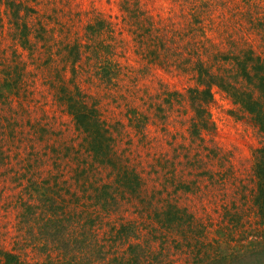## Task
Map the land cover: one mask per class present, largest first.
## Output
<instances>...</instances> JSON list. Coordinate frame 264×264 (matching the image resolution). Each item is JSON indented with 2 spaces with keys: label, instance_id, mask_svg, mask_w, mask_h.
Listing matches in <instances>:
<instances>
[{
  "label": "rangeland",
  "instance_id": "rangeland-1",
  "mask_svg": "<svg viewBox=\"0 0 264 264\" xmlns=\"http://www.w3.org/2000/svg\"><path fill=\"white\" fill-rule=\"evenodd\" d=\"M23 1L30 9L37 11L38 15L35 11L33 15L42 19L46 27L37 38L31 35L34 41L21 48L10 37L4 1L0 0V72L3 74L2 69H8L7 65L17 55L24 64L21 77L23 89L20 91L26 90L14 97L10 109L2 108V113L17 111L22 118L23 129L13 136L8 132L6 135L8 147L5 154L11 157L15 168L19 165L20 172L13 173V167L9 163H6V178L0 172V249H15L28 261L43 260L46 253L40 249L42 237L36 233V227V232L31 231L36 221L31 217H27V220L30 219L28 221L23 220L25 208L20 199L27 198L29 191L22 182L27 184L29 179L43 180L48 177L52 182L59 180L58 184H62L64 179L68 183L73 180L75 159L67 156L66 145L56 143L59 142L58 137L66 136L69 144H75L81 140V136L76 132L64 104L52 95L53 86L57 87L61 83L73 85L68 80L71 76V61L63 55L67 50L81 52V61L75 64V68L80 70L75 80L80 88L92 93V100H97L100 113L105 119L111 122L116 119L121 121V133L115 131L118 149L126 153L125 156L130 162L144 163V166H137L149 183L147 188L151 190V186L157 184L162 190L160 197L164 198L174 191L175 183L168 181L171 176H174V182L196 178L201 188L194 185L195 188L189 190L186 196L181 189L179 203L189 204L194 209L198 206L200 209L208 207L209 222L212 223L209 234L218 235L221 211H230L234 215L238 211L242 214L236 228L230 225L222 227L227 234L231 229L233 233H238L237 240L228 237L233 244H246L251 241L254 233L263 230L260 229L251 196H248L249 193L241 196V189L245 188L241 183L250 179L255 148L264 144V134L258 130L250 112L233 102L218 86L213 85V99L207 106L213 129L206 132L202 141L219 148L217 154H207L205 150L203 159H196L191 167L185 163L180 149L177 157L172 156L174 152L167 140L176 131L177 136L187 133L191 112L185 93L188 88L198 85L193 68V60L197 55L201 54L205 64L214 70L225 64L219 58V53L223 56L224 53L231 52L232 55L242 46H252L256 55L264 57V0H135L146 12L151 13L153 21L162 19L157 25L167 26L168 34L172 38L169 43L180 52L174 57L163 58L161 63L154 62L150 65L144 57L149 45L139 39V29H136L122 10L121 0ZM98 18H105L107 26L95 27L94 32H87L85 26L93 24ZM259 21L262 23L259 24ZM188 24L201 25L202 29H192ZM106 42L111 44L112 53L107 54L104 47L100 46ZM94 49L98 50L102 58L118 62L114 83L105 85L96 78V58L86 57ZM192 50L197 51L193 53ZM227 62L229 66L233 64L231 58ZM133 109L137 111L133 117L135 127L136 122L143 117L147 124L142 130L147 132L148 138L140 130V135L144 137L140 139L135 127H129L126 131V125L131 122L127 120L128 114ZM45 119L55 120L52 129L43 126ZM34 122H39L37 127H33ZM30 125L31 129H36V133L30 129ZM31 137L36 140L31 141ZM198 142L197 139L190 145L193 151L202 149L203 146ZM23 143L26 144L25 147ZM54 149L56 151L52 153ZM85 157L81 155L80 158ZM69 161L70 165L67 166ZM33 162L40 169L32 171L31 167L35 166L32 165ZM222 162L225 166L219 167ZM231 164L230 170L233 171L229 172L227 168ZM206 170L210 173L216 171L215 176L219 179L215 177L212 183L209 173H199ZM227 172L228 177H244V181L225 188L230 197L223 201L219 196L224 185L220 175ZM174 192L178 193L177 190ZM190 201L197 203L191 204ZM225 205L227 206L223 207ZM147 213L150 217H147ZM153 214L152 208L142 216L132 208H120L109 222L111 226L118 221L134 222L136 232L140 234L138 238L148 241L147 251L159 252L166 250V246L160 248L162 233L160 236L159 232L164 228ZM117 229V226L110 229L105 225L97 231L99 245L103 247L106 256L95 262L96 264H114V256H123L126 245L119 239L113 241L112 234ZM169 236L167 234V238H164L167 240ZM132 240L136 238L130 239ZM168 240L172 242V237ZM173 244L174 242L173 254L169 257L162 254L159 262L154 260L156 264H187L191 261L189 255L181 254ZM52 255L58 258L55 253Z\"/></svg>",
  "mask_w": 264,
  "mask_h": 264
},
{
  "label": "trees",
  "instance_id": "trees-1",
  "mask_svg": "<svg viewBox=\"0 0 264 264\" xmlns=\"http://www.w3.org/2000/svg\"><path fill=\"white\" fill-rule=\"evenodd\" d=\"M3 1L4 12L10 26V37L21 48H25L34 41L31 35L37 38L46 25L42 19H37L33 15L34 11L35 13L37 11L30 9L23 0ZM121 8L136 29H139V39L149 45L144 52V57L150 62L149 65L154 62L161 63L163 58L174 57L180 53L169 43L172 38L168 34L167 26L157 25V22L161 23L162 19L153 21L151 13L146 12L135 0H121ZM195 21L197 22L196 19ZM101 26H107L105 18H98L93 24H87L85 30L94 32L95 27ZM188 26L196 30L202 29L201 25L188 24ZM100 46L104 47L107 54L113 52L110 43H102ZM74 49L76 50L77 47ZM194 49L197 48L194 46ZM192 51L196 53L197 50ZM72 52L74 51L67 50L63 55L71 61V76L68 80L73 82V85L61 83L57 87L53 86L52 95L64 104L76 132L81 136V140L75 144H69L66 136L58 137L59 142L56 143V145H66L67 156L75 159L73 180L68 183L64 179L62 184H58L59 180L55 179L52 182L53 180L48 177L43 180L29 179L27 184L22 182V185L26 186L29 191L27 198L20 199L21 205L25 208L23 220L26 221L27 217H31L36 221L34 226L31 225L33 227L31 231L33 230L32 233L37 231L36 233L42 237L43 242L40 244V249L46 253V256L40 261H28L22 258L20 252L15 249H0V264H96L95 262L106 256L103 247L99 245L100 238L97 232L105 225L110 229L117 226L116 233L112 234L113 241L116 242L119 239L126 245L123 256L112 258L115 260L114 264H156L155 261L159 262L162 254L167 257L173 254V242V246L175 245L181 254L186 253L190 256L191 261L187 264H264V144L256 147L252 155L254 162L252 172L249 174L250 179L245 182L244 177L237 179L228 177L229 172L233 171L230 170L231 164L227 168L229 172L220 175L224 185L219 193L220 199L224 201L225 198L227 201L230 196L225 188L232 187L234 183H240L243 180L241 184L245 188L241 189V196L247 193L251 196L260 229L263 230L258 231L257 234L254 233L251 241L246 244H233L228 237L231 236L237 240L238 233H233L231 229V232L227 234L222 227L230 225L236 228L242 214L238 211L235 215L230 211H221L219 212L218 222L221 223L217 229L218 235H211L209 228L212 223L209 222L208 207L204 206L200 209L198 206L194 209L189 204L179 203L181 189L186 196L189 190L195 188L194 185L201 188L198 180L194 178L190 181L186 179L174 182V176H171L168 181L175 183L174 191L177 190L178 193L170 192L164 198L160 197L162 190L157 187V184L151 186V190L147 188L149 183L137 166V164L144 166V163L142 161H137V164L130 162L125 156L126 153L118 149L119 144H117L115 131L118 134L121 133L119 131L121 121L116 119L111 122L105 119L100 113L97 100H92V93L80 88L75 80L80 72L75 68V64L81 61L82 54L77 50L72 56ZM218 56L225 64L217 70L205 64L201 54L193 60L198 85L188 88L185 93L191 112L187 133L177 136L178 131H176L167 140L174 152L172 156L177 157L178 149H180L183 153L182 157L186 160L185 163L191 167L196 159L202 160L207 152V154L213 152V155H216L219 150L214 144H206L202 141L206 132L213 129L207 109L213 99V85L218 86L233 102L250 112L254 122L258 125V130L264 134V57L256 55L252 46L247 48L242 46L237 53H232V55L231 52H226L223 56L220 53ZM86 57L96 58L94 74L101 81L100 83L105 85L114 83L119 67L117 61L110 62L109 58V60L102 58L97 49L92 50L91 54H86ZM230 58L233 61L231 66L227 62ZM7 67L8 69H2L3 74L0 72V172L4 173L5 178L8 172L6 163L13 167V173L20 172L19 165L15 168V164L11 157L5 154V150L8 147L7 132L13 136L14 133L22 130L23 121L17 111L14 113L10 110V113H2V108L10 109L14 97L26 92V90L20 91L23 89L21 85V77L24 73L22 60L15 55ZM130 112L127 120L131 122L128 126L126 125V131L129 127H135L133 117L137 111L133 109ZM38 123L34 122L33 127H37ZM54 123L55 120L45 119L43 126L52 129ZM136 124L135 129L140 139L147 137V132L142 130L146 127V120L141 117ZM31 130L36 133L35 128ZM140 130L144 137L140 135ZM30 139L31 141L36 140L34 137ZM197 139L199 145L203 147L193 151L190 145ZM25 145L23 143V147ZM55 151L56 149L52 153ZM81 155L86 157L81 159ZM223 157L225 158L226 155ZM81 161L83 163H80ZM28 165L30 166V163ZM32 165H35L31 167L32 171L40 169L38 164L33 162ZM66 165L69 166L70 161ZM224 166V162L219 165V167ZM199 173H209L210 182L215 177L219 179L215 176L216 171L210 173L206 170ZM249 182L251 186L248 187ZM194 196L197 199V196ZM190 203H197V201H190ZM120 208H132L140 216L152 208L153 216L164 228L163 232H159L160 236L162 233L160 248L166 246V250L148 252V241H141L138 238L140 234L136 232L134 222L118 221L111 226L109 220ZM147 217H150L149 213ZM167 234L172 237V242L168 240L169 237L167 240L164 238H167ZM133 238L136 240L130 241ZM52 253H55L58 258H54ZM108 261L110 263V260Z\"/></svg>",
  "mask_w": 264,
  "mask_h": 264
}]
</instances>
